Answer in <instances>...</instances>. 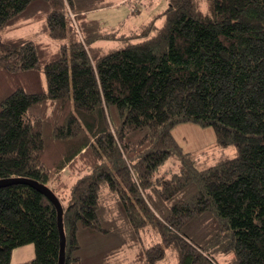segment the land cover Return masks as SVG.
I'll return each instance as SVG.
<instances>
[{"label":"trees","instance_id":"trees-1","mask_svg":"<svg viewBox=\"0 0 264 264\" xmlns=\"http://www.w3.org/2000/svg\"><path fill=\"white\" fill-rule=\"evenodd\" d=\"M36 1L58 48L0 39V180L57 196L63 264H157L169 247L179 264H218L217 248L264 264V0H167L128 32L87 17L116 0H0V30ZM180 123L235 155L200 161L173 137ZM170 156L180 171L157 174ZM117 231L147 245L130 260ZM25 244L28 264L58 263L56 208L29 184L0 186V264Z\"/></svg>","mask_w":264,"mask_h":264},{"label":"rangeland","instance_id":"rangeland-1","mask_svg":"<svg viewBox=\"0 0 264 264\" xmlns=\"http://www.w3.org/2000/svg\"><path fill=\"white\" fill-rule=\"evenodd\" d=\"M167 0H121L114 5L99 8L87 13V17L100 20L105 30H116L128 32L148 22L153 16L165 8ZM49 8L42 2L36 1L30 4L20 15L12 19L0 30V39H29L37 42L47 43L52 52H56L58 43L51 39L46 32V15ZM104 48L115 47L116 41L99 42ZM42 61V58H41ZM41 83L44 84V76L41 74ZM172 135L183 151L198 155L200 161L211 164L224 158L235 155V149L220 147L216 144L215 135L210 127H203L198 124L180 123L173 127ZM76 165H80V161ZM178 160L170 156L161 164L157 174L169 176L172 172H179ZM74 181L70 171L65 169L62 173V180L54 182L60 189L61 186H69ZM117 235L131 241L129 259H133L135 253L145 247V241L137 238V234L121 233ZM141 236V235H140ZM135 243V244H134ZM11 257V264H28V260L34 255L33 245L25 244L15 248ZM212 257L218 264H227L234 260V252L231 249H210ZM144 261V260H143ZM110 264H117L111 262ZM146 264V263H143ZM157 264H179V252L174 247L166 249L165 256Z\"/></svg>","mask_w":264,"mask_h":264},{"label":"water","instance_id":"water-1","mask_svg":"<svg viewBox=\"0 0 264 264\" xmlns=\"http://www.w3.org/2000/svg\"><path fill=\"white\" fill-rule=\"evenodd\" d=\"M26 183L31 185L32 187L36 188L38 191L43 193L55 206L57 211V226L59 231V256H58V263L57 264H63L64 263V256H65V234L63 229V223H62V213L63 209L59 202V199L57 196L53 193V191L47 187L45 184L39 183L35 180L27 179V178H9V179H1L0 180V186L8 185L11 183Z\"/></svg>","mask_w":264,"mask_h":264},{"label":"crops","instance_id":"crops-1","mask_svg":"<svg viewBox=\"0 0 264 264\" xmlns=\"http://www.w3.org/2000/svg\"><path fill=\"white\" fill-rule=\"evenodd\" d=\"M117 1L119 2L120 0H116V2H117ZM121 2L124 3L125 0H121ZM12 256H13V252L11 253V257H12ZM29 260H30V259H29ZM29 260H28V261H29Z\"/></svg>","mask_w":264,"mask_h":264}]
</instances>
